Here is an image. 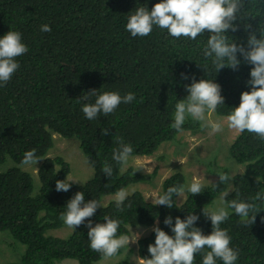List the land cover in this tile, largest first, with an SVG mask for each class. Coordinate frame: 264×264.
Returning a JSON list of instances; mask_svg holds the SVG:
<instances>
[{"label": "trees", "instance_id": "trees-1", "mask_svg": "<svg viewBox=\"0 0 264 264\" xmlns=\"http://www.w3.org/2000/svg\"><path fill=\"white\" fill-rule=\"evenodd\" d=\"M160 2L0 0V38L11 30L18 31L28 48L26 54L16 58L19 69L0 87V167H6L0 171V232L11 234L26 246L19 262L4 264H58L66 259L95 264L101 256L90 249L86 225L88 219L93 226L106 223L104 215L147 230L159 221V227L174 236L164 224L165 218L171 216L174 225L176 217L186 219L192 213L200 217L195 227L210 235L213 228L202 213L204 207H224L229 212L228 220L220 227L227 230L230 247L239 253L235 264H264V204L256 202L260 212L255 223L247 226L227 207L232 199L251 202L249 197L264 191V140L254 133L245 131L230 148L236 164H246L247 168L231 176L226 185L219 180L207 183L202 178L203 192L191 195L185 190L181 198L173 197L171 209L153 205L142 193L134 192L125 200L121 212L111 198L121 188L149 178L132 168L123 171L124 165L112 159L113 149L119 146L114 142L116 136L131 144V155L153 156L163 143H176L178 133L187 129L203 131L201 123L191 118L186 119L181 132L169 127L175 104L188 95L185 85L192 83V77L197 82L208 79L220 85L225 98L216 110L220 115L228 116L239 106L241 94L251 91L247 81L254 66L246 64L242 56L238 54L241 64L237 70L225 67L219 73L211 60L205 59L203 49L211 33H202L193 41L171 37L166 29L157 26L147 37L134 38L126 31L128 16L136 8L151 10ZM245 7L255 18L237 20L239 30H229L227 35L229 43L233 40L247 47L249 33L244 25L251 24V31H256L259 38L258 29L260 25L264 27V0H246ZM44 24L50 25V32L40 31ZM205 65L206 70L202 67ZM92 90L98 94L118 92L121 96L132 92L136 98L131 103H121L107 117L88 120L81 108L95 102L96 97L88 95ZM103 129H108L109 134L102 135ZM54 135L81 150L94 170L91 180L85 184L73 181L67 192H57L56 181L67 180L71 173L69 163L63 156L48 157L58 145ZM33 149L37 157L45 158L37 163L38 183L33 174L21 167L23 154ZM183 151L178 146L175 155H184ZM191 156L206 176L228 171L220 165L218 154L214 153L208 162ZM105 163L112 167V177L102 172ZM257 177L262 180L259 184ZM192 179L181 173L171 176L163 182L160 195L171 186H186ZM77 192L85 194L86 202L97 199L104 207L81 226L70 229L60 214ZM55 230H68V234L57 236ZM154 243V231L139 241L141 257L151 258L148 245ZM202 261L203 255L197 253L194 264ZM216 264L223 262L217 259Z\"/></svg>", "mask_w": 264, "mask_h": 264}, {"label": "clouds", "instance_id": "clouds-1", "mask_svg": "<svg viewBox=\"0 0 264 264\" xmlns=\"http://www.w3.org/2000/svg\"><path fill=\"white\" fill-rule=\"evenodd\" d=\"M245 3L246 0H161L151 10L139 7L128 16L126 31L134 38L149 36L154 26L166 29L171 37L177 39L185 37L193 41L202 33H211L203 49V56L205 59L211 60L216 73L225 67L237 70L241 64L238 54L243 57L246 64L254 66L251 68L250 79L247 81L251 91L241 94L239 106L235 107L228 116L216 112L218 106L224 104L225 99L221 95L220 85L208 79H201L197 82L195 77H192V83L185 85L188 95L184 99L177 100L175 104L174 120L169 127L176 132H181L186 119L191 118L192 121L201 123L203 131L187 129L177 134L176 143L169 142V144L186 146V143H182L184 136H189L191 141L195 142L198 138L197 134L203 133L208 138V144L214 146L210 141L212 138H217L225 143L226 149L222 152L226 162H230L235 158L231 156L229 147L232 148L245 131L254 133L256 138L264 140V27L260 25L258 38L256 31H251V24L244 25L245 31L249 33L247 47L237 44L233 40L229 43L227 35L229 30L232 32L239 30L237 20L255 18L247 11ZM40 31L50 32L51 27L44 24L40 27ZM27 52L28 48L22 43L20 32L11 30L3 38H0V87L6 85L19 69L20 65L16 58ZM202 67L206 70L207 66ZM181 75L184 79H188L186 74L182 73ZM88 95L96 97L94 103H86L81 108L88 120H95L100 115L107 117L113 114L121 103H131L136 98L132 92L121 96L118 92L98 94L97 90H92ZM87 98L84 97V99ZM79 100L80 98L77 99V102ZM108 134V129H103L102 135ZM114 142L119 146L113 149L112 159L117 164L124 165L123 171L132 168L141 176L150 178L156 175L155 171L151 173V168L145 165H141L139 168L131 165V162L138 157L149 158L152 156L131 155L133 152L131 144L124 143L119 136L115 137ZM42 159L45 158L37 157L35 149L26 151L23 154L21 167L37 165L38 161ZM179 161L184 164L183 160ZM245 167L247 168L246 164L244 166L236 164L234 170L237 171L230 175L229 170L226 173H217V181L226 185L232 179L231 176L243 173ZM141 169L147 174H144ZM239 169L242 171L238 172ZM101 170L108 177H112L113 169L109 164L105 163ZM179 173L183 174L185 178L188 177L182 171H177L173 176ZM149 178L147 181L118 190L111 197L115 201L116 209L122 212L125 200L134 192H140L143 195L144 192L138 187L148 183ZM261 181L260 177H257V183L259 184ZM71 182L73 181H69L68 176L67 180H57L56 191H69ZM204 188L202 181L193 177L191 183L186 186H171L162 195L160 192L159 195L153 194L151 196L152 204L167 206L171 209L175 203L174 196L181 198L185 190L191 195L200 194ZM231 189L230 187L229 192ZM249 201L251 202H244L237 198L227 204V207L233 209L235 214L240 217V223L245 226L255 223L256 215L260 212V205L256 202L264 204V191H258L254 197H249ZM100 207H104L101 201L93 199L86 202L85 194L77 192L67 202L66 211L60 214V219L68 228L76 229L84 224L87 218L93 217ZM128 207L131 205L129 204ZM202 213L207 220L211 221L213 231L210 235L203 234L200 228L195 227L200 217L192 213H189L186 219L176 217L174 225L171 216L165 218L164 224L171 228L174 236H170L162 230L159 227V221H156L149 230L146 228L139 230L137 225L123 221L121 223L107 215L103 216L106 223H97L95 226L88 219L86 227L89 229L90 249L100 254L99 261L115 257L112 261L116 262L115 264H129L128 257L130 256L135 264H194L197 253L203 255L202 264H216L217 259L221 260L223 264H235L239 253L230 247L231 238L227 230L220 227L228 220L229 212L224 207L216 209L204 207ZM153 231L155 243L148 245L151 258L141 257L139 241ZM205 248L209 251L205 252ZM125 252H129V254L124 258Z\"/></svg>", "mask_w": 264, "mask_h": 264}, {"label": "rangeland", "instance_id": "rangeland-1", "mask_svg": "<svg viewBox=\"0 0 264 264\" xmlns=\"http://www.w3.org/2000/svg\"><path fill=\"white\" fill-rule=\"evenodd\" d=\"M224 125V123H223ZM224 128V127H223ZM197 141H191L189 136H184V140L182 143H186V146L180 145L185 149L182 153L184 155H175L176 148L178 147L175 144L164 143L161 148L158 150L156 154L152 157H138L131 162V165L139 168L141 165H145L151 168V173L153 171L156 172V175L149 178V182L138 187L139 190L144 192V197L152 202V195L157 194L161 191L163 182L173 176L177 171L184 172L188 177L191 175L192 178L196 177L202 181V178L207 183H212L217 181V174H212V176H206L203 168L198 165V163L191 156L192 154L197 155L198 157L204 159L206 162L215 155L219 154V163L223 168H228L229 174L232 172H236L234 170V166L236 165L234 161L226 162L225 155L222 151L226 149L225 143L222 140L217 138H212L210 141L214 144H208L206 136L203 133L197 134ZM55 139L58 141V145L55 146L49 153L48 157L55 158L57 156H63L65 160L69 163L71 173L69 175V179L71 181L79 182L80 184H85L89 180H91L94 176V170L89 165L86 156L83 155L81 150H79L75 145L69 144V142L62 141L59 136L54 135ZM65 140V139H64ZM72 141V140H66ZM76 142V141H75ZM197 147V148H196ZM230 150V147H229ZM179 160H183L184 164H182ZM180 164V165H179ZM179 165V166H178ZM24 170L29 171L34 176L37 175V171L39 169V165L23 167ZM243 169V167H242ZM6 167H0V171H5ZM141 171L144 174H147L146 171ZM242 170L239 169L238 172ZM36 182L38 183L37 176L34 177ZM203 183V182H202ZM204 185V184H203ZM134 187V186H132ZM228 194V192L226 193ZM142 230L143 228H139ZM55 235L65 237L68 234L67 231L63 230H55ZM53 232V231H51ZM142 233V232H141ZM131 251V249H130ZM133 251V250H132ZM134 252V251H133ZM26 253V246L19 243L14 236L7 232H0V264L4 263H15L19 262L21 258H23ZM129 252H125L124 258L127 257ZM113 258L108 260H101L97 264H115L116 262H112ZM129 264H135L132 262V256L128 257ZM60 264H79L78 261L73 259H66Z\"/></svg>", "mask_w": 264, "mask_h": 264}, {"label": "bare ground", "instance_id": "bare-ground-1", "mask_svg": "<svg viewBox=\"0 0 264 264\" xmlns=\"http://www.w3.org/2000/svg\"><path fill=\"white\" fill-rule=\"evenodd\" d=\"M134 144H136V143L134 142ZM92 163H93V162H92ZM39 164H40V163H39ZM179 165H180V164H179ZM179 165H178V166H179ZM37 166H38V165H37ZM226 172H227V170H226ZM226 172H224V173H226ZM98 177H99V176H98ZM190 202H192V201H190Z\"/></svg>", "mask_w": 264, "mask_h": 264}]
</instances>
